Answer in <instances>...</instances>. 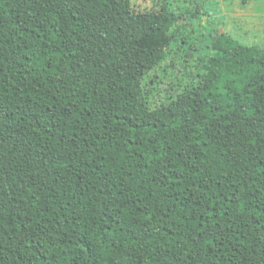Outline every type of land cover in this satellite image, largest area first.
<instances>
[{"label":"trees","instance_id":"obj_1","mask_svg":"<svg viewBox=\"0 0 264 264\" xmlns=\"http://www.w3.org/2000/svg\"><path fill=\"white\" fill-rule=\"evenodd\" d=\"M168 1L0 0V264H264V48L152 104Z\"/></svg>","mask_w":264,"mask_h":264},{"label":"rangeland","instance_id":"obj_2","mask_svg":"<svg viewBox=\"0 0 264 264\" xmlns=\"http://www.w3.org/2000/svg\"><path fill=\"white\" fill-rule=\"evenodd\" d=\"M130 1L139 11H158L161 3V0ZM167 9L177 17V22L171 31L169 58L154 73L161 81L155 84L152 104H158L175 88L172 82L175 77L189 88L197 85L203 61L211 55L210 44L217 33H225L244 45L264 48V0H169Z\"/></svg>","mask_w":264,"mask_h":264}]
</instances>
